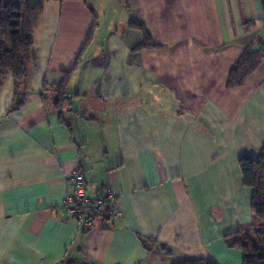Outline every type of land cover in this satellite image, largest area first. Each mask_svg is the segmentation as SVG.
I'll use <instances>...</instances> for the list:
<instances>
[{"label": "crops", "instance_id": "0c3cea01", "mask_svg": "<svg viewBox=\"0 0 264 264\" xmlns=\"http://www.w3.org/2000/svg\"><path fill=\"white\" fill-rule=\"evenodd\" d=\"M103 2H47L23 107L12 75L0 85V264H244L227 236L254 219L240 160L264 151V58L229 79L264 41V0ZM132 20L154 47L132 54ZM69 72L72 127L48 95ZM78 168L90 195L112 187L122 217L86 229L67 214Z\"/></svg>", "mask_w": 264, "mask_h": 264}, {"label": "trees", "instance_id": "16d2710c", "mask_svg": "<svg viewBox=\"0 0 264 264\" xmlns=\"http://www.w3.org/2000/svg\"><path fill=\"white\" fill-rule=\"evenodd\" d=\"M51 0H0V85L4 79L12 75L15 81V107L17 111L25 104L28 90L27 83L34 62L35 33L44 14L45 4ZM79 1V0H60ZM98 18H96L97 20ZM95 20V21H96ZM99 28L98 20L91 32L87 45L91 44L95 31ZM130 28L140 30L144 35L143 42L132 50V54L144 48L154 47L152 35L145 24L132 20ZM83 50V51H84ZM264 58V41L259 47H249L233 69L229 84L244 83L261 65ZM72 73H65L64 79L54 86V107L61 115V121L72 127L66 118L67 110L72 109L76 94L72 93L70 83ZM240 165L243 171L245 184L254 191L253 213L251 224L241 227L237 232L227 236L229 245L244 250L248 254L244 264H264V151L258 157L242 156ZM254 228L255 239L249 238L245 243L239 240L238 235L246 228ZM243 229V230H242ZM144 245L148 247V239L142 237ZM167 255L172 250L162 245ZM63 264H84L78 259H69ZM176 264H219L205 258H189Z\"/></svg>", "mask_w": 264, "mask_h": 264}, {"label": "built area", "instance_id": "2783aa9c", "mask_svg": "<svg viewBox=\"0 0 264 264\" xmlns=\"http://www.w3.org/2000/svg\"><path fill=\"white\" fill-rule=\"evenodd\" d=\"M71 184L73 191L66 199L65 209L72 219L79 221L86 229L95 226L100 219L122 217L119 200L112 187L90 195L82 168L72 174Z\"/></svg>", "mask_w": 264, "mask_h": 264}, {"label": "rangeland", "instance_id": "374dc122", "mask_svg": "<svg viewBox=\"0 0 264 264\" xmlns=\"http://www.w3.org/2000/svg\"><path fill=\"white\" fill-rule=\"evenodd\" d=\"M103 1H105V0H102V6L103 5H105V2H103ZM116 5H119V4H117V3H113L112 4V7H114V6H116ZM108 16H110L111 15V11L110 12H108ZM114 15L115 16H118V18H119V20L120 21H123V20H125L124 18H123V11L120 9V8H118L117 9V11L114 13ZM49 96H51L52 95V98H53V96H54V100H55V92H54V90H52V91H49V94H48ZM73 109V108H72ZM68 112H71L70 110H67V112H66V114L68 115L67 117H70L71 115H69V113ZM67 119H71V117L70 118H67ZM98 141V140H97ZM104 219V218H103ZM243 230V229H242ZM256 231V229H254V228H246V229H244L243 231H241V233L238 235V237H239V240L240 241H243V242H245V243H247L248 242V239L249 238H252V239H255V237H256V235H255V232Z\"/></svg>", "mask_w": 264, "mask_h": 264}]
</instances>
